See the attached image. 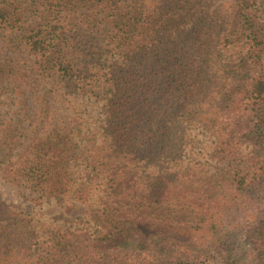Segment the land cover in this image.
Returning <instances> with one entry per match:
<instances>
[{
	"label": "trees",
	"instance_id": "1",
	"mask_svg": "<svg viewBox=\"0 0 264 264\" xmlns=\"http://www.w3.org/2000/svg\"><path fill=\"white\" fill-rule=\"evenodd\" d=\"M232 1L0 0V172L48 209L0 196V264H264V0Z\"/></svg>",
	"mask_w": 264,
	"mask_h": 264
},
{
	"label": "rangeland",
	"instance_id": "2",
	"mask_svg": "<svg viewBox=\"0 0 264 264\" xmlns=\"http://www.w3.org/2000/svg\"><path fill=\"white\" fill-rule=\"evenodd\" d=\"M214 1V6L215 7H223L226 11H229L231 13H234V6L235 4L233 3L232 0H213ZM195 133H198V131H195ZM208 146V143L205 144V146ZM214 164V163H213ZM211 164V165H213ZM21 194V195H20ZM0 196L3 202H7L8 204H12L15 208H17L20 211H24L26 214H32V212H42L47 213L48 209L46 205L40 203H37L34 200V196L31 194L29 191H22L20 189L15 188L11 184H9L5 179L3 174L0 172ZM29 201H27V199ZM57 211V210H56ZM50 212L51 216L56 213ZM179 238L182 239H187L188 241H191L188 236L185 235H180ZM193 243H197L195 240Z\"/></svg>",
	"mask_w": 264,
	"mask_h": 264
}]
</instances>
